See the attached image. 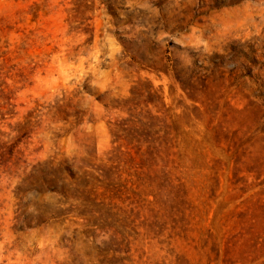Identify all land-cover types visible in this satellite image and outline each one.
Returning a JSON list of instances; mask_svg holds the SVG:
<instances>
[{"label":"rangeland","instance_id":"rangeland-1","mask_svg":"<svg viewBox=\"0 0 264 264\" xmlns=\"http://www.w3.org/2000/svg\"><path fill=\"white\" fill-rule=\"evenodd\" d=\"M0 264H264V0H0Z\"/></svg>","mask_w":264,"mask_h":264}]
</instances>
